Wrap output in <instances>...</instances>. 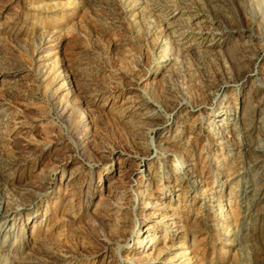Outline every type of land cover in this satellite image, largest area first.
Segmentation results:
<instances>
[{
    "label": "rangeland",
    "instance_id": "374dc122",
    "mask_svg": "<svg viewBox=\"0 0 264 264\" xmlns=\"http://www.w3.org/2000/svg\"><path fill=\"white\" fill-rule=\"evenodd\" d=\"M65 1L0 0V200L9 196L14 186H32L41 177L51 179L50 185L47 184L42 194L33 200L32 210L36 217L30 221L22 219L16 227V231L24 237L20 244L22 255L30 261L24 264H147L140 263L137 259L139 254L131 251L136 236L132 235L129 241L121 242L126 244L124 248L114 241L115 233H119V224L128 222L129 227L125 229L130 230L133 222L131 211H139L137 199L135 203L133 201V192L123 196L125 199L116 198V193L127 183L135 184L141 180V184H146L150 174L148 165L156 155L154 149H146L148 135H145L146 144H134L132 117L129 118L128 113L122 111L129 97L140 96V89L149 86L148 75L144 79L141 76L145 75V66L150 65L157 49L144 37L145 11L132 12L129 9L130 0H74L73 5L53 6ZM152 1L156 7L166 11L170 8L167 4H176L179 0ZM195 3L199 4L200 1L196 0ZM43 4L46 9L41 8ZM234 6L229 4L227 10H231L230 14L239 20L238 23L245 24L241 9L236 3ZM153 12L155 14L152 13L147 19L154 27L161 25L160 16L156 15L159 10L154 9ZM64 13L71 17L74 31L59 39L54 57L67 78L68 99L78 103L88 124L87 138L85 136L82 142L78 140L82 132L76 135L72 123L57 115L49 91L44 89L41 82V73L35 68L32 54L40 39V21L44 28L50 30L53 26L62 28L66 20L60 21V16ZM215 13L217 15H212L213 19L224 24L223 12ZM167 31L163 32V38ZM258 55L259 60L252 65V75L264 68V49ZM54 57L44 60V63L51 64ZM107 75L111 79L106 77L105 81L104 76ZM110 84L115 85L114 88ZM116 87L117 92H112ZM108 94L115 95L111 101L110 97L105 99ZM82 98H85L84 101ZM171 117H168L170 124ZM157 133L158 130L154 129L149 135L156 136ZM209 147L210 141H206L200 159V164L205 165L204 185L198 196L194 195L196 187L187 182L179 184V191L175 190L178 186L172 183L160 186L158 191L156 187L159 185L151 184L146 191L148 201L160 200L163 208L159 211L165 219L164 226L148 222L157 232L153 248L167 251L163 260L149 261L148 264H264L263 180L260 179L257 184L255 195L247 184L243 186L244 180L238 181L241 188L229 199V181L221 176L222 186L218 182L212 161L219 156ZM105 151L112 152L110 159L100 155ZM127 153L138 157L126 158ZM142 154H149L150 158H143ZM73 171L76 172L75 179H69ZM178 192H181L179 202L176 196ZM212 199L215 201L210 202ZM216 203L223 209L214 207ZM119 205L126 207L119 208ZM236 206L239 207V214L234 212ZM118 214L123 216H119V219ZM128 218L132 219L131 223ZM143 226L146 227V224L138 222L135 230L142 232ZM179 226L181 233L175 230ZM57 234L61 240L55 239ZM179 240L185 243L189 263L174 257ZM47 243L52 246L47 250L42 249ZM153 248L151 246L145 250L149 253ZM145 250L142 254H147ZM7 252H1L0 264H12L11 255ZM132 257L134 263H129Z\"/></svg>",
    "mask_w": 264,
    "mask_h": 264
},
{
    "label": "bare ground",
    "instance_id": "6f19581e",
    "mask_svg": "<svg viewBox=\"0 0 264 264\" xmlns=\"http://www.w3.org/2000/svg\"><path fill=\"white\" fill-rule=\"evenodd\" d=\"M151 1L130 0L129 9L132 12L138 10L144 13L145 11V18L143 20L146 30L143 32L144 37L146 41L152 42L156 46L157 52L150 60V65L148 66L147 64V68L145 66L146 72L142 70L145 72V75L141 77L144 79L148 75L149 86L145 89H140V96L136 94L137 96L129 97V100L127 99L128 102L126 101L127 105L123 106L122 112L128 113L129 118L132 117L130 121H132V128L135 131L134 144H146L145 135H148L146 149L148 147L154 149L156 155L153 156L152 159L154 160L152 162L149 161L148 172L150 174L146 178V184H141V180L140 182L136 181L135 184L127 183V185H123L119 193H116V198L125 199L123 196L133 192V201L135 203L137 199L139 211L136 213L131 211L133 222L132 219L128 218V221L132 222L130 230L125 229L129 227L128 222L123 221L119 224V233H117L118 231L115 233L117 235L114 240L118 242L119 246L124 248L126 244L121 242L129 241L132 235L136 236L134 248L131 251H136L139 254L137 259L140 263L147 264L149 261H161L162 258H165L164 255L167 251L165 249L153 248L157 240V232L152 229L151 223L163 225L164 216L159 211L163 208V205L160 203V200L159 202L158 200L152 202L150 201L151 199L148 201L146 199L148 197L145 196L147 194L146 191L149 190L151 184L159 185L156 187V191H158L161 189L160 186H167L169 183H172V185L176 184L178 188H175V190L179 191L181 190L179 184L187 182L196 187L194 195L198 196L204 185L202 184V178L205 176V165L200 164V159L203 145L206 141H210L209 148L212 149V152L216 156L217 154L219 156V158L214 157L212 161L218 182H220V185L223 184V180H221L223 176L229 181V199L236 194L238 188H241L238 184L240 180L245 181L243 186L247 184L250 187L249 190H253V195L256 194L258 189L257 184L260 183V179L263 180L262 184L264 187V174L260 175L259 173H264V68L262 67L254 75L251 74L252 65L259 60L258 54L261 49H264V0H198L200 1L199 4L195 3L196 0H179L176 4H167L170 5V8H167L166 11L156 7L155 2ZM234 3L241 9L245 24L238 23L239 20L235 19L233 14H230L231 10H227V6L229 4L234 6ZM73 4H75L74 0H67L59 4L56 3L53 6L66 7ZM45 7L44 4L43 6L41 5L42 9ZM154 9L159 10L156 15L160 16L162 26L157 25L154 27L150 23L151 20L147 19L152 13L155 14L153 12ZM215 11L223 12V18L226 20L224 24L220 23V20L218 23V20L213 19L214 16L212 17V15H217ZM175 16L177 17L172 19ZM170 19L172 20L170 21ZM61 20H66V24L62 28L53 26L52 30L44 28L42 26L43 22L40 21V39L32 54L35 59V68L37 72L41 73V82L44 89L49 91L48 95L57 115L72 123L76 135L82 132V136L78 137V140L82 142L87 134L88 124L78 103L70 102L68 99L69 88L66 83L67 78L65 79V73L56 57H54L59 39L74 31V25L71 23L72 19L69 14L64 13V15L60 16ZM177 21L181 23H176ZM164 31H167L165 38H163ZM160 35L162 36L158 39ZM52 57L54 58L51 64L44 63V60ZM108 75L104 76L105 81ZM100 76L99 78H101ZM109 76L112 77L113 75L110 74ZM108 78L109 80L111 79L110 77ZM101 81L103 82L104 80ZM132 83L134 82L132 81ZM103 85L106 87L108 83L106 86L105 84ZM136 85H138V82ZM114 86L112 87L114 88ZM117 90L118 88L112 92H117ZM99 95H102V93H99ZM113 96L115 95H105V99L108 100V97H110L109 101H111ZM167 116H172L171 124L170 118ZM1 125L0 122V127ZM30 125L33 124L31 123ZM154 129L158 130L156 136L149 135ZM100 155L110 159L112 152L105 151ZM125 155H127L125 156L126 158L137 156L130 153ZM142 157L150 158L149 154ZM138 163L140 164V162ZM75 173L74 171L70 173L69 179L74 178ZM247 177L251 180H247ZM121 180L122 178H120ZM50 183L51 179L41 177L32 186L19 184L11 189L9 196L0 200V261L1 252L8 251L11 255L10 261L12 264L30 262L22 255L20 244L24 237L21 236L19 231H16V227L20 220L30 221L33 217H36L35 211L32 210L33 200ZM180 193L176 194L178 202ZM66 201L70 202L68 199ZM212 201L214 202L215 199H212L210 202ZM218 205L216 203L213 206L217 207L218 210H222V206ZM118 207L125 208L126 206L119 205ZM127 211L129 212V210ZM234 212L239 214V207L236 206ZM119 216L123 215L118 214V218L120 219ZM128 216L130 217V215ZM103 221L105 220L103 219ZM109 221L111 220L109 219ZM138 222L146 224V227L143 226L142 232L140 229L135 230ZM148 222L151 223L148 224ZM180 228L181 226L177 227L175 229L176 232L181 233L182 230ZM52 238L54 239V237ZM12 239L14 240L12 241ZM55 239L61 240L62 238L60 239V235L57 234ZM184 244L183 240L178 241L177 252L174 257L181 259V262L187 260L189 263ZM150 245L153 250L147 253L145 249L151 247ZM51 246L52 244L47 243L44 244L42 249L47 250ZM144 250L147 254H142ZM147 256H149V259ZM131 260L129 263L135 259L132 257Z\"/></svg>",
    "mask_w": 264,
    "mask_h": 264
}]
</instances>
